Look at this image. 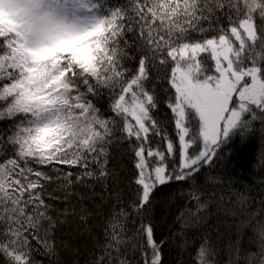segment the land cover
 Segmentation results:
<instances>
[{"label": "snow or ice", "instance_id": "6c2138e0", "mask_svg": "<svg viewBox=\"0 0 264 264\" xmlns=\"http://www.w3.org/2000/svg\"><path fill=\"white\" fill-rule=\"evenodd\" d=\"M257 136L264 0H0V264H62L55 233L87 230L96 202L102 238L85 264H164L152 212L173 182L191 188L177 217L189 264H264V180L230 206L205 191L234 187L208 173ZM120 147L133 164L123 188Z\"/></svg>", "mask_w": 264, "mask_h": 264}, {"label": "trees", "instance_id": "16d2710c", "mask_svg": "<svg viewBox=\"0 0 264 264\" xmlns=\"http://www.w3.org/2000/svg\"><path fill=\"white\" fill-rule=\"evenodd\" d=\"M104 102L101 101V104ZM159 118H166V110L159 114ZM264 148L259 136L254 140L246 143H241L239 138H236L232 144L225 150L226 161L221 163L219 168L209 176H223L226 180L233 182V188L214 187L212 189L205 188L206 192H215L217 195L223 194L225 199L235 190H241L240 185L248 187L251 182L252 193L259 191L258 185L264 180V171L259 162L260 152ZM110 166L114 168L119 176L118 187L123 188L128 179L132 176V159L128 151L124 147H120L112 152V160ZM207 184V181H205ZM100 189H97L99 192ZM191 188L184 182H173L170 186H165L162 191L158 192L153 206L152 223L155 228L156 238L163 239L167 243L164 247L163 259L164 264H189V251L183 250L180 247L184 237H179L181 231V221L177 220L181 212L187 214V209L192 203L189 200ZM91 203V202H90ZM228 200L226 206H230ZM59 207V204H58ZM96 207L99 211L96 212L90 223L87 225V230L78 229L75 222L64 224L55 233L56 243L61 249L62 264H85V260L91 251L93 244L97 239L102 238V224L104 222V208L96 202ZM194 210V209H193ZM210 221L213 225H219L221 231H225L233 221L230 218H225L223 213H219L215 206L209 209ZM63 219V218H62ZM201 234L200 228H188L186 230V238L190 242H195ZM67 246V247H65ZM39 260H44V257H38ZM44 264L47 261L44 260Z\"/></svg>", "mask_w": 264, "mask_h": 264}]
</instances>
